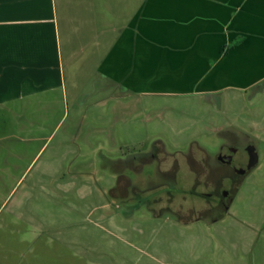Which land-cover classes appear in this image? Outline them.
<instances>
[{
    "label": "rangeland",
    "instance_id": "374dc122",
    "mask_svg": "<svg viewBox=\"0 0 264 264\" xmlns=\"http://www.w3.org/2000/svg\"><path fill=\"white\" fill-rule=\"evenodd\" d=\"M94 85L84 98L69 94L65 111L42 128L32 123L38 115L21 118L24 128L9 123L6 134L42 140L0 143V264H264V82L214 94ZM228 130L257 148L259 162L244 179L213 175L224 168L200 152L216 154ZM235 160L249 164L243 151ZM225 193L227 210H213Z\"/></svg>",
    "mask_w": 264,
    "mask_h": 264
},
{
    "label": "crops",
    "instance_id": "0c3cea01",
    "mask_svg": "<svg viewBox=\"0 0 264 264\" xmlns=\"http://www.w3.org/2000/svg\"><path fill=\"white\" fill-rule=\"evenodd\" d=\"M106 82L132 95L214 94L264 82V0H0V143L32 147L42 138L6 134L9 123L24 128L21 118L38 115L32 123L42 128L65 111L69 94L84 98Z\"/></svg>",
    "mask_w": 264,
    "mask_h": 264
},
{
    "label": "flooded vegetation",
    "instance_id": "af4514ba",
    "mask_svg": "<svg viewBox=\"0 0 264 264\" xmlns=\"http://www.w3.org/2000/svg\"><path fill=\"white\" fill-rule=\"evenodd\" d=\"M223 140L222 143L220 144V146L218 147L216 154H210L208 151L204 150V149H200L201 151V155L203 157V159L207 162H212L214 161V163L216 164L217 167H221L224 168L223 171H218L219 169L215 167V169H212V174L215 175L216 173L213 172H218L219 176L222 177H228V176H235L238 179H244L245 176L251 171V170H247L248 167V163H246L244 166H242L241 168L236 166V157L237 155H239V153L241 151L245 152V154L247 155L248 159H249V154L247 151V148H249L251 145L255 146V143L253 141L249 140V136L248 135H244L241 134L239 135L238 133H235L234 131L228 130L227 132L223 133ZM188 157H190L189 160L196 162V159L193 157L192 152L187 154ZM157 156L156 155H152V159H155ZM198 165V162H196ZM210 165V164H209ZM175 167V166H174ZM173 167V168H174ZM172 169V168H171ZM242 171H245L244 173H241ZM207 171H203L202 175L205 176ZM205 173V174H203ZM201 175V176H202ZM175 177V176H173ZM126 180L125 177L120 176L119 181L120 183H124V181ZM222 181H218L217 184L218 185H222L221 183ZM200 183L199 181H197V184ZM133 187V186H132ZM154 187V186H153ZM134 188V187H133ZM127 188H125L126 190ZM138 186L135 187V191H137ZM217 193L219 194V191H217ZM208 200L212 201L214 198L213 196H208L207 197ZM230 202L232 200V197L228 194L226 195L225 198H221L219 201H217L216 203V207L212 208L217 209H223V210H227L228 208V201ZM211 209L210 212H213ZM170 210V209H169ZM173 212V211H171ZM209 212V211H208ZM208 212H206V214H208ZM180 212H174L173 216L180 218Z\"/></svg>",
    "mask_w": 264,
    "mask_h": 264
},
{
    "label": "water",
    "instance_id": "95a60500",
    "mask_svg": "<svg viewBox=\"0 0 264 264\" xmlns=\"http://www.w3.org/2000/svg\"><path fill=\"white\" fill-rule=\"evenodd\" d=\"M248 154H249V164L247 167V170H252L255 168L259 162V157L257 153V148L254 145H251L249 148H247ZM245 171H242L241 173H244ZM225 195H228L225 193Z\"/></svg>",
    "mask_w": 264,
    "mask_h": 264
}]
</instances>
